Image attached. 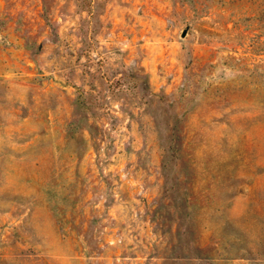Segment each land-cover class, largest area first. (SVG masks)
I'll return each mask as SVG.
<instances>
[{
    "label": "rangeland",
    "instance_id": "rangeland-1",
    "mask_svg": "<svg viewBox=\"0 0 264 264\" xmlns=\"http://www.w3.org/2000/svg\"><path fill=\"white\" fill-rule=\"evenodd\" d=\"M0 264H264V0H0Z\"/></svg>",
    "mask_w": 264,
    "mask_h": 264
}]
</instances>
